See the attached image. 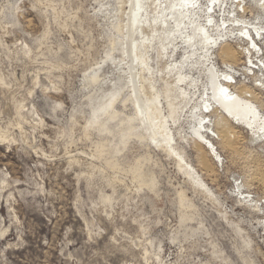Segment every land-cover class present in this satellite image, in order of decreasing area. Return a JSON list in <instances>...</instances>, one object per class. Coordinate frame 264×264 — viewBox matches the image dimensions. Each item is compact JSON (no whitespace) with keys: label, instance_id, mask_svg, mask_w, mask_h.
Instances as JSON below:
<instances>
[{"label":"rangeland","instance_id":"374dc122","mask_svg":"<svg viewBox=\"0 0 264 264\" xmlns=\"http://www.w3.org/2000/svg\"><path fill=\"white\" fill-rule=\"evenodd\" d=\"M246 2L251 19L256 10ZM115 4L0 0V264H264V208L243 207L234 181L245 171L264 179V141L251 140L229 119L241 135L235 159L206 122L202 133L224 164L214 159L218 169L212 163L210 175L199 167L189 125L182 124L179 148L211 195L165 153L121 139L117 119L108 130L88 124L92 103L109 89L106 75L117 76L107 56L119 57L110 51ZM230 41L241 73L243 44ZM214 60L223 69L215 54ZM93 70L107 83L86 85L83 77ZM246 76L238 73L237 83H258ZM181 191L187 207L179 206ZM252 191L264 207V186L255 183Z\"/></svg>","mask_w":264,"mask_h":264},{"label":"bare ground","instance_id":"6f19581e","mask_svg":"<svg viewBox=\"0 0 264 264\" xmlns=\"http://www.w3.org/2000/svg\"><path fill=\"white\" fill-rule=\"evenodd\" d=\"M115 1V6L111 5L112 20L108 21L115 34L111 37L110 51L117 50L119 57L107 56L117 68V76L109 80L106 75L109 89L102 91L96 107L92 103L93 94L87 95L92 103L88 124L108 130L109 122L117 119L121 139H135L147 150L153 147L165 153L188 180L213 195L214 191L196 165L180 150L177 138L182 135V124L187 123L199 167L210 175L215 172L212 163L218 169L214 159L221 166L224 164L214 142L202 133L206 122L214 126L220 148L235 159L241 135L229 119L246 129L251 140L264 141V99L259 97L264 92V0H247L256 10L251 19L245 16L249 9L246 0ZM217 10L228 15L217 18ZM233 37L243 44L239 48L244 55L241 73L238 72V51L230 43ZM180 51V59H176ZM214 54L223 69L217 68ZM194 73L205 81L201 83ZM238 73L244 74L243 78L248 73L258 83L251 87L244 80L237 83ZM87 78L90 82L86 85L107 83L96 70L83 77ZM249 172L234 179L235 187L240 204L260 212L264 208L261 197L252 195V186L255 183L264 186V179ZM242 187L247 193L240 191ZM188 201L184 192H179V206H189ZM188 219L185 214L181 215L182 221Z\"/></svg>","mask_w":264,"mask_h":264}]
</instances>
